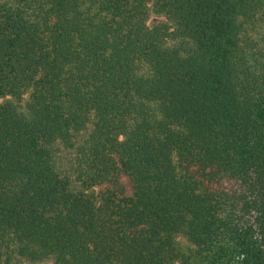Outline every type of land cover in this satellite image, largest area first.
I'll use <instances>...</instances> for the list:
<instances>
[{
	"label": "trees",
	"instance_id": "trees-1",
	"mask_svg": "<svg viewBox=\"0 0 264 264\" xmlns=\"http://www.w3.org/2000/svg\"><path fill=\"white\" fill-rule=\"evenodd\" d=\"M0 264H264V0H0Z\"/></svg>",
	"mask_w": 264,
	"mask_h": 264
},
{
	"label": "rangeland",
	"instance_id": "rangeland-1",
	"mask_svg": "<svg viewBox=\"0 0 264 264\" xmlns=\"http://www.w3.org/2000/svg\"><path fill=\"white\" fill-rule=\"evenodd\" d=\"M160 21H164V19L162 17H159V16H151L147 20V25H153V24L160 22ZM120 181H121V184L123 187L124 195H126V196L130 195L131 194V186H130V182H129V179L127 178V176L124 174H120ZM101 188H102V185H99L95 189L98 190ZM178 243H179V246L181 248H183L184 245H186L184 239H182L181 237H178Z\"/></svg>",
	"mask_w": 264,
	"mask_h": 264
}]
</instances>
